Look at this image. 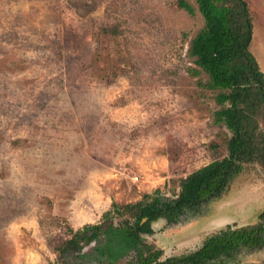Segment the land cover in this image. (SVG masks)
<instances>
[{
	"label": "rangeland",
	"instance_id": "obj_1",
	"mask_svg": "<svg viewBox=\"0 0 264 264\" xmlns=\"http://www.w3.org/2000/svg\"><path fill=\"white\" fill-rule=\"evenodd\" d=\"M185 1L194 14L177 0H0V264H68L48 238L104 224L112 203L156 190L173 198L183 178L225 156L219 91L192 74L203 20ZM245 2L264 79V0ZM107 28L115 33L102 41ZM263 209L264 172L250 165L219 199L142 238L164 263L227 225L255 224ZM223 264H264V249Z\"/></svg>",
	"mask_w": 264,
	"mask_h": 264
},
{
	"label": "trees",
	"instance_id": "obj_2",
	"mask_svg": "<svg viewBox=\"0 0 264 264\" xmlns=\"http://www.w3.org/2000/svg\"><path fill=\"white\" fill-rule=\"evenodd\" d=\"M194 1L203 27L190 41V54L198 67L192 74H205L206 87L219 91L216 100L221 109L215 114V122L229 133L224 138L225 156L183 178L173 198L163 197L156 190L143 194L135 204L112 203L102 215L104 224L86 225L77 231L65 228L62 236H51L47 244L58 261L69 259L68 264H74L71 256L76 255L116 264L132 254L130 264H223L242 251L264 249V209L255 224L227 225L207 236L194 251L164 263H157L161 252L153 251L142 238L153 233L152 223L164 220L168 225L177 224L219 199L246 166L256 165L264 172V79L248 50L252 36L248 5L245 0ZM176 6L194 14L185 0H177ZM114 29H102V41L105 35L114 34ZM124 214L132 221L112 225L114 218ZM91 243L95 244V255L82 252Z\"/></svg>",
	"mask_w": 264,
	"mask_h": 264
}]
</instances>
